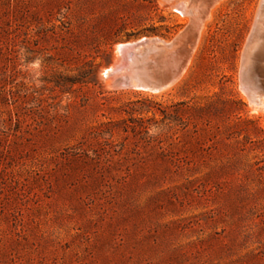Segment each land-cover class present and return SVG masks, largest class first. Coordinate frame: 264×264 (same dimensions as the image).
Instances as JSON below:
<instances>
[{"label":"rangeland","instance_id":"1","mask_svg":"<svg viewBox=\"0 0 264 264\" xmlns=\"http://www.w3.org/2000/svg\"><path fill=\"white\" fill-rule=\"evenodd\" d=\"M260 2L224 1L149 93L105 70L178 34L183 0H0V264H264V109L240 85Z\"/></svg>","mask_w":264,"mask_h":264},{"label":"water","instance_id":"2","mask_svg":"<svg viewBox=\"0 0 264 264\" xmlns=\"http://www.w3.org/2000/svg\"><path fill=\"white\" fill-rule=\"evenodd\" d=\"M214 1L211 0L206 6L203 15L193 10V3L187 10L179 6L182 11L180 13L189 17V22L171 39L142 37L121 42L116 47L115 61L105 70L111 85L116 89L140 88L159 92L177 83L191 60L201 36L206 11L210 9ZM260 29H264V0L260 2L254 26L243 51L240 67L241 89L250 97L253 95L264 97L263 89H259L256 93L251 91L252 80L248 74L254 70V63L258 62V57L261 56L263 59L264 42L256 47L254 44L256 37H260ZM260 84L264 88V76L261 77Z\"/></svg>","mask_w":264,"mask_h":264},{"label":"bare ground","instance_id":"3","mask_svg":"<svg viewBox=\"0 0 264 264\" xmlns=\"http://www.w3.org/2000/svg\"><path fill=\"white\" fill-rule=\"evenodd\" d=\"M184 2H186L187 3V5H188V8H190L189 6L192 4V7H193V10H195V12L197 13V14H201V15H203V14H205V9L207 8L206 6L207 5H209L210 4V1L211 0H183ZM224 1H226V0H215L211 5H210V9L208 10V11H206V15H205V21H204V24H203V28H202V31H201V36H200V39H199V42H198V44L196 45V47H195V49H194V52H193V55H194V53H195V51H196V49H197V47H198V45H199V43H200V40H201V38H202V35H203V33H204V29H205V27H206V25L212 20V17H213V15H214V12H215V10L224 2ZM178 2H180V1H178ZM223 5V4H222ZM260 28V27H259ZM259 33H260V37H256V39L254 40V44H255V47L256 46H259L260 44H262L264 41H263V35H264V29H260L259 30ZM193 55H192V57H191V60H190V62H189V64H188V66H187V68L185 69V71L183 72V74L181 75V77L179 78V80H178V82L177 83H175L173 86H171L170 88H172V87H174V86H176L183 78H184V76L186 75V73H188L187 71H188V68H189V65L191 64V62H192V59H193ZM256 62V61H255ZM254 65H255V68H254V70L253 71H251V73H248L249 74V77L251 78V80H252V87H251V91L253 92V93H256V92H258V90L259 89H263L262 90V92H264V88L261 86V84H260V80H261V77H263L264 76V55H263V59L261 58V56L260 57H258V62L257 63H254ZM109 82H110V84H111V81L109 80ZM108 82V83H109ZM112 87V86H111ZM170 88H168V89H170ZM136 91L137 90H140V91H145V92H149V93H159V92H163V91H165V90H163V91H159V92H153V91H149V90H146V89H140V88H134ZM168 89H166V90H168ZM125 90V89H124ZM245 92V91H244ZM247 95H248V93L247 92H245ZM252 93V94H253ZM249 96V95H248ZM249 98H250V100H251V103H252V105L253 106H255V108L256 109H258V107L259 108H262V109H264V97H257V96H255V95H253V97H250L249 96Z\"/></svg>","mask_w":264,"mask_h":264},{"label":"trees","instance_id":"4","mask_svg":"<svg viewBox=\"0 0 264 264\" xmlns=\"http://www.w3.org/2000/svg\"><path fill=\"white\" fill-rule=\"evenodd\" d=\"M108 57H109V55H108ZM108 62H110V60H107Z\"/></svg>","mask_w":264,"mask_h":264}]
</instances>
